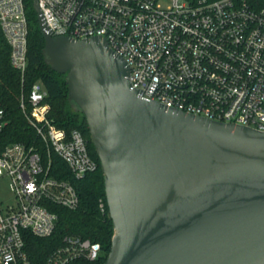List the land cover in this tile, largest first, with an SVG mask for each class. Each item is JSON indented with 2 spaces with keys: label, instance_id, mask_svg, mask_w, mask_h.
<instances>
[{
  "label": "built area",
  "instance_id": "1",
  "mask_svg": "<svg viewBox=\"0 0 264 264\" xmlns=\"http://www.w3.org/2000/svg\"><path fill=\"white\" fill-rule=\"evenodd\" d=\"M52 36L100 37L128 64V79L145 100L264 131V0H37ZM0 30L9 63L21 81L27 66L25 0H0ZM47 90L39 81L19 108L35 133L30 145L0 151V177L10 180L15 204L0 208V264H34L23 233L49 237L54 206L77 208L73 185L52 173V156L80 179L97 165L81 132H66L49 118ZM6 124L0 109V133ZM100 212L105 211L99 201ZM100 244L65 235L42 264L94 261Z\"/></svg>",
  "mask_w": 264,
  "mask_h": 264
},
{
  "label": "water",
  "instance_id": "2",
  "mask_svg": "<svg viewBox=\"0 0 264 264\" xmlns=\"http://www.w3.org/2000/svg\"><path fill=\"white\" fill-rule=\"evenodd\" d=\"M32 7L99 160L113 226L103 264H264V131L143 99L104 39L52 36Z\"/></svg>",
  "mask_w": 264,
  "mask_h": 264
},
{
  "label": "trees",
  "instance_id": "3",
  "mask_svg": "<svg viewBox=\"0 0 264 264\" xmlns=\"http://www.w3.org/2000/svg\"><path fill=\"white\" fill-rule=\"evenodd\" d=\"M25 6L29 31L27 66L23 82L19 72L9 63L10 48L0 30V109L4 111L6 119V124L0 133V151L9 143L30 145L35 142V133L19 108V99L22 90L26 93L34 82L39 81L47 90L51 122L66 132L79 130L85 139L88 153L97 167L95 171L76 179L62 160L55 155L52 156V173L73 185L79 204L73 210L54 206L53 210L57 214L54 232L49 237H36L24 232V249L30 261L34 264H42L50 252L61 244L65 235H74L99 243L101 253L94 261L80 259L72 264H103L110 249L113 226L108 215L99 160L89 139L85 119L68 100L66 75L54 72L43 59L44 40L37 26L32 0H25ZM99 201L104 203L103 213L98 208Z\"/></svg>",
  "mask_w": 264,
  "mask_h": 264
},
{
  "label": "rangeland",
  "instance_id": "4",
  "mask_svg": "<svg viewBox=\"0 0 264 264\" xmlns=\"http://www.w3.org/2000/svg\"><path fill=\"white\" fill-rule=\"evenodd\" d=\"M14 204L15 197L10 189V180L6 176L0 177V208L4 210Z\"/></svg>",
  "mask_w": 264,
  "mask_h": 264
}]
</instances>
